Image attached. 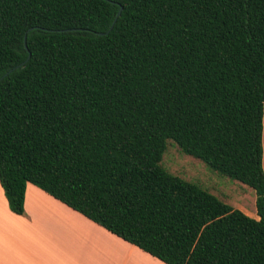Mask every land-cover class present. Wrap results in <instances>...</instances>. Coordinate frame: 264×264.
<instances>
[{"label":"trees","instance_id":"obj_1","mask_svg":"<svg viewBox=\"0 0 264 264\" xmlns=\"http://www.w3.org/2000/svg\"><path fill=\"white\" fill-rule=\"evenodd\" d=\"M21 64L0 80L11 212L30 183L165 264H264V0H0V78ZM167 140L258 219L169 173Z\"/></svg>","mask_w":264,"mask_h":264},{"label":"crops","instance_id":"obj_2","mask_svg":"<svg viewBox=\"0 0 264 264\" xmlns=\"http://www.w3.org/2000/svg\"><path fill=\"white\" fill-rule=\"evenodd\" d=\"M262 145L264 173V106ZM0 264L165 263L27 183L23 215L11 212L0 185Z\"/></svg>","mask_w":264,"mask_h":264},{"label":"rangeland","instance_id":"obj_3","mask_svg":"<svg viewBox=\"0 0 264 264\" xmlns=\"http://www.w3.org/2000/svg\"><path fill=\"white\" fill-rule=\"evenodd\" d=\"M161 165L171 174L198 185L234 209L256 216L254 191L237 181L221 176L200 160L181 152L172 141H166Z\"/></svg>","mask_w":264,"mask_h":264},{"label":"water","instance_id":"obj_4","mask_svg":"<svg viewBox=\"0 0 264 264\" xmlns=\"http://www.w3.org/2000/svg\"><path fill=\"white\" fill-rule=\"evenodd\" d=\"M121 10H122V8H120V10L118 11L117 16L115 17L112 26L115 24L117 18L120 16V14H121ZM112 26H111V28H112ZM111 28H110V29H111ZM107 33H108V32H107ZM96 34L99 35V36L104 35L103 33H96ZM25 38H26V36H25ZM24 46H25V48H26V42H25V39H24ZM29 58H30V54L28 55L27 60H28ZM20 66H22V64H21V65H17L16 67H14V68L10 69L9 71H7V72H6V73L0 78V80L3 79L4 77H6L7 75H9V74H10L11 72H13L14 70L18 69Z\"/></svg>","mask_w":264,"mask_h":264}]
</instances>
